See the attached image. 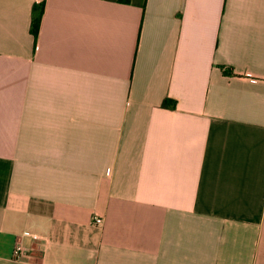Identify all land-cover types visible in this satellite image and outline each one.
Listing matches in <instances>:
<instances>
[{"label":"crops","instance_id":"0c3cea01","mask_svg":"<svg viewBox=\"0 0 264 264\" xmlns=\"http://www.w3.org/2000/svg\"><path fill=\"white\" fill-rule=\"evenodd\" d=\"M0 264H264V0H0Z\"/></svg>","mask_w":264,"mask_h":264},{"label":"trees","instance_id":"16d2710c","mask_svg":"<svg viewBox=\"0 0 264 264\" xmlns=\"http://www.w3.org/2000/svg\"><path fill=\"white\" fill-rule=\"evenodd\" d=\"M44 3L45 1L39 3L38 5H35L33 9V20H32L31 31L33 35L35 36L36 40L39 36L40 29H41V23H42V18L44 14ZM163 106L166 108L175 109L177 107V101L172 100V99H165Z\"/></svg>","mask_w":264,"mask_h":264},{"label":"built area","instance_id":"2783aa9c","mask_svg":"<svg viewBox=\"0 0 264 264\" xmlns=\"http://www.w3.org/2000/svg\"><path fill=\"white\" fill-rule=\"evenodd\" d=\"M103 222L102 218L101 217H98L96 218V223L97 224H101ZM31 237L35 240H38V239H42V234H39V233H36V234H31ZM22 252V248L21 247H18L16 249V254H20Z\"/></svg>","mask_w":264,"mask_h":264}]
</instances>
